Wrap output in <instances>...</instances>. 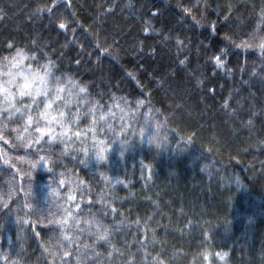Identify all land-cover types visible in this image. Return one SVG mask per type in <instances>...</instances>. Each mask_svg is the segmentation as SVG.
I'll use <instances>...</instances> for the list:
<instances>
[{
	"label": "trees",
	"instance_id": "1",
	"mask_svg": "<svg viewBox=\"0 0 264 264\" xmlns=\"http://www.w3.org/2000/svg\"><path fill=\"white\" fill-rule=\"evenodd\" d=\"M54 3L51 14H37V8ZM262 13L264 0H0V72L5 73L0 79H9L4 57L10 60L16 47L24 48L29 59L23 66H31L25 73L39 69L43 74V65L53 62L49 96L59 84L65 88L64 100L73 101L67 108L58 101L53 114L63 108L66 122L72 123V114L79 112L73 130L90 126V108L95 107L97 118L112 113L107 123L97 124L95 140L88 134L51 145L42 141L27 150L5 145L4 155L20 174L0 161V191L7 192L14 177L19 185L22 176L27 189L29 166L16 157L43 147L40 154L51 155L52 172L48 166L32 172L31 202L51 208L59 218L63 213L51 203L49 185L57 187L61 172L85 181L76 201L63 199L66 184L56 203L73 211L81 229L93 215L102 220L111 228V244L96 242L87 230L70 224L67 231L74 242L63 244L71 255L61 260L56 243L60 227L48 222L54 217H25L17 199L8 208L0 205V264H77V256L81 264H264ZM61 21L67 29L59 28ZM8 41L15 47L9 49ZM242 41L251 46L237 47ZM225 48L221 68L212 57ZM80 86L87 93L79 92ZM38 99L39 107L31 110L34 117L43 108L44 97ZM137 101H144L138 109ZM22 103H30L29 98H17V106ZM122 117L129 127L119 135ZM165 117L159 136L162 140L166 135L167 141L157 148L148 138ZM25 119L17 113L7 122L5 134L14 144L12 129L23 132ZM35 127L24 133L26 138L38 135ZM53 128L61 131L59 125ZM98 140L106 141V161L96 159ZM84 244L90 247L86 250ZM50 251L60 254L53 257ZM216 253L227 255L221 259Z\"/></svg>",
	"mask_w": 264,
	"mask_h": 264
},
{
	"label": "snow or ice",
	"instance_id": "2",
	"mask_svg": "<svg viewBox=\"0 0 264 264\" xmlns=\"http://www.w3.org/2000/svg\"><path fill=\"white\" fill-rule=\"evenodd\" d=\"M57 5L54 3L52 6L49 7H39L37 8L36 12L37 14H42L44 12H47L48 14H51L53 7H56ZM110 11V9H109ZM187 11V9H186ZM2 18V17H0ZM227 19V17L225 18ZM262 19H264V13H262ZM147 23V22H146ZM59 28L61 29H67V24L63 21L59 22L58 24ZM151 27L149 23V27L145 29V31H148ZM213 30L215 29V25H212ZM231 43H235L234 41H231L230 37H226ZM31 44L33 46H37V41L35 39L31 40ZM178 45H182L183 41L177 40ZM237 47H250L251 45L247 44V42L242 41L240 44L236 45ZM7 47L9 49H12L15 47L14 43L11 41L7 42ZM258 47L260 48L261 55L264 56V39L261 40ZM228 49H221L219 55H215L212 57V59L215 60V63L218 67H225V61L222 59V57L227 56ZM32 59H36L35 55L31 57ZM29 59L28 54L26 53L24 48L16 47L15 55L12 56V58L9 60L8 57H4V60L7 61L9 65V70L6 73V75L9 77L8 80L0 79V95L3 96V101H0V120L3 122H0V161H2L4 164L10 165L13 169H15L16 174H20L21 169L16 167V164H13L11 162L10 158H7L4 153L6 151L5 145H10L13 149H17L18 147H21L23 149H31L33 145H41V142L44 141L46 144L51 145L53 142L59 140L61 143L64 142V140L71 139V136H75L77 138H80L82 135L87 136L88 134H91L94 138V140L97 137V124L99 121L103 120L105 123H107V118L112 115V113H103L97 118L95 107L90 108L89 112L86 113V115L91 116V123L90 126L87 127L84 131L79 130H73L72 129V123L78 122L80 119L79 112L73 113V121L72 123L66 122V112L64 109L56 110L55 114L53 110V106L59 101L64 104V108L68 107V104L72 103L73 101H65L64 97L61 95L65 88L59 84L55 86L54 94L50 97L49 96V86H48V77L51 73V67L53 65V62L51 60L48 61L47 64L43 65V68L45 71L43 74L40 73L39 69H37L35 72L25 73L24 71L14 72L13 69H19L21 65H23L24 60ZM185 61H180L181 64H183ZM77 64L80 63L79 60L76 61ZM29 69H31V66H28ZM5 75V73L0 72V76ZM22 77L23 82L17 83V77ZM57 81H59V77L56 78ZM71 81V78H69ZM73 84H76L77 82L71 81ZM15 85L16 91L12 90V86ZM87 89L83 86L79 87V92L81 93H87ZM214 91V90H213ZM27 97L30 100V103H22L19 107L17 106V98H19L21 101ZM40 97H44L43 101V108L38 111L37 116L34 117L31 113V110L33 108V105H36L39 107V99ZM98 103V102H97ZM144 103V101H137V109ZM116 107H120L119 104L115 105ZM227 107V105H225ZM123 112L124 110L121 109ZM156 111H160L157 109ZM20 113L21 117H25L24 125H23V132L20 131V128H14L12 129L13 132L16 133L15 140L17 143H12L10 139L6 136V130L8 127L7 122L11 121L12 118L17 114ZM121 129L119 132V135H123L124 130L129 127V125L123 124V117ZM45 122V126L40 127V121ZM167 117H165V121L162 124L161 122H156V133L151 135L148 138V142L150 144L155 143V146L157 148H160L162 146V143L164 141H167V136L165 135L163 139H160L159 133L160 129L166 125ZM36 124L37 127H35L34 131L38 133V135H29V137H25L24 133H28L29 129L33 127V124ZM249 124L252 123L251 120L248 121ZM59 125L61 128V131L57 133L55 129L53 128V125ZM103 132V129L100 130ZM109 131H112L111 127L109 126ZM144 133L145 130L142 128L139 130V136L141 139H144ZM45 137H47V141H45ZM191 140V137H189V141ZM127 141H122V145L126 144ZM98 144L101 145L95 153L96 159L98 161H106L108 159L106 152V141L105 140H98ZM69 145L64 143V152H67ZM44 151L43 147H39L36 149L35 153L32 152H26L24 156L16 157V160L21 164H27L29 166V171L24 173V176H27L28 178V186L27 189H25L24 183H23V176L21 177V183L17 185L15 183V177L12 181L8 183V191L3 192L0 191V205H2L4 208H8L9 204L13 203L17 199H20L19 207L22 208L25 212V217H31L35 215L37 217V220L39 221L41 218L48 219L49 216L54 217L53 219H50L49 223H54L59 225L60 227V239L57 240V245L62 250L61 260H63L64 257H68L71 255V253L64 249L63 241H68L69 244L74 242L73 236L67 231L69 225L71 224L73 227H75L77 230L83 232L85 230L88 231L89 235L95 236V241H104L106 243L111 244L110 236H111V228L108 225H105L102 220L97 219L95 215L92 216L91 219L85 220L84 224L86 226L85 229L80 228V219L73 215V211H71L68 207H64L63 205L57 204L56 202L61 199V192L60 188L65 186L66 184L69 187V191L67 194L64 195L63 199L66 203H71L73 201L77 200V196L75 195L76 191L86 183L83 180L73 181L70 177H66L64 172L59 173V181L57 187H51L49 196L51 198V203L54 204L59 211L63 213L62 216L59 218H55V214L52 213L51 208L45 209L40 207V205L33 204L31 202L33 198V188H32V172L35 171L38 167L42 166H48L49 172H52L51 165L53 164V161L51 159V155H41L40 153ZM85 156L88 155V150L82 149ZM123 147L121 150V155H123ZM36 155L38 156V159H30V156ZM86 161H81V163H85ZM105 181L110 182L109 177H104ZM118 183L120 181H117ZM22 194V197H21ZM5 197H7L5 199ZM103 200V198H101ZM76 209L78 210L80 205L79 203L76 204ZM111 207V205H109ZM112 212L115 213L116 209L114 207L111 208ZM45 211H47L48 215H45ZM25 217L17 216L18 221H22L23 223L27 224L30 222V219H26ZM139 223V221H137ZM53 247H56L54 245ZM84 249H88L90 246L88 244L83 245ZM115 246L113 245V248ZM48 251V249H46ZM60 253L56 251H50V255L55 257L56 255H59ZM112 253L110 252L109 255ZM95 255H99V253H95ZM216 255L220 256L221 259L224 258V256L227 255V253H224L221 255L220 253H216ZM13 264H17V262H13ZM53 264H55V260H53ZM77 264H81V258L80 256H77ZM129 264H134V260H130ZM157 264H164L163 260H158Z\"/></svg>",
	"mask_w": 264,
	"mask_h": 264
},
{
	"label": "rangeland",
	"instance_id": "3",
	"mask_svg": "<svg viewBox=\"0 0 264 264\" xmlns=\"http://www.w3.org/2000/svg\"><path fill=\"white\" fill-rule=\"evenodd\" d=\"M21 71H25L26 69H28V67L27 66H23V65H21ZM18 81H21V82H23V78L22 77H17V83H18Z\"/></svg>",
	"mask_w": 264,
	"mask_h": 264
}]
</instances>
